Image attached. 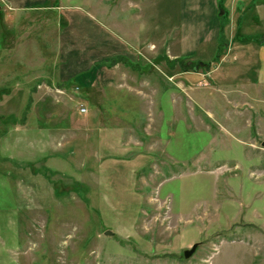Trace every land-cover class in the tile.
Wrapping results in <instances>:
<instances>
[{"label": "rangeland", "instance_id": "1", "mask_svg": "<svg viewBox=\"0 0 264 264\" xmlns=\"http://www.w3.org/2000/svg\"><path fill=\"white\" fill-rule=\"evenodd\" d=\"M261 41L264 0H0V264L259 260Z\"/></svg>", "mask_w": 264, "mask_h": 264}, {"label": "crops", "instance_id": "2", "mask_svg": "<svg viewBox=\"0 0 264 264\" xmlns=\"http://www.w3.org/2000/svg\"><path fill=\"white\" fill-rule=\"evenodd\" d=\"M64 22L68 23V20H66V21L61 20V23H64ZM262 39L263 38H261V40ZM115 40H116V42H115ZM99 44L100 43L98 42V44L95 45L91 41V44H87V48H83V50L87 49L88 50L87 53H89L90 55L92 54V56H93V53H95L97 56L101 55L104 57H109L110 60L114 59L116 57H122V58H120L122 60L123 58L126 57L124 54L125 53L124 49L126 47V44L118 38L112 40L111 43H109L107 45V48H105V49L100 50ZM83 46H85V45H81V47H83ZM66 47H67V49L70 48L68 43L66 44ZM259 48L263 49L262 54L264 56V41H261L259 43ZM155 56L157 59V60L155 59L156 63L159 62L160 60L164 59L162 56V51L159 53H156ZM170 58L173 59L172 57H170ZM120 59L118 58L115 61H113L112 63H110V61H109L106 66L102 65L101 70L96 72V76L94 73L93 76H91L89 79L83 78L84 83H86L85 85H88V88H86V90L93 88L92 85L96 84L95 82H93V80H96V79L101 80V78H103L104 81H101V82L109 83L110 82L109 80H111L112 78L105 77V76L101 77V75L104 74L103 69L104 68L106 69L108 67H110V69H111V67H115L116 64H118L119 62H122ZM83 61H84V59H79V56H76V58L72 61L71 65H70V69H68L67 72L62 71V73H59V76H60L59 79L65 83H71L70 79H73V78L79 79V75H81L85 71L84 67L86 68L89 64L92 65L94 62V60L88 61L86 59L84 64H83ZM261 61H262V64L264 65V57L262 58ZM85 64H87V65L84 66ZM174 64H176V63H174ZM176 66H177V64H176ZM91 67H89V69ZM59 68H61V66ZM62 70H64V67L62 68ZM175 72H178V66H177V70ZM173 73L174 72H169L168 75H171ZM76 86H78V85L76 84ZM78 87H80V86H78ZM255 252L256 251H212L206 257L201 256L198 260L193 261L192 264H264V251H262V255H261V258H259V260L254 259L255 258L254 256L258 255V253H255ZM211 255H212V260L210 261L209 258L211 257ZM201 261H202V263H201Z\"/></svg>", "mask_w": 264, "mask_h": 264}, {"label": "water", "instance_id": "3", "mask_svg": "<svg viewBox=\"0 0 264 264\" xmlns=\"http://www.w3.org/2000/svg\"><path fill=\"white\" fill-rule=\"evenodd\" d=\"M106 232L110 233V231H106ZM196 245H197V241L192 242V243L190 244L189 247L184 248V249L182 250V255H183V257H184V258H185V257H188V256L194 251Z\"/></svg>", "mask_w": 264, "mask_h": 264}, {"label": "built area", "instance_id": "4", "mask_svg": "<svg viewBox=\"0 0 264 264\" xmlns=\"http://www.w3.org/2000/svg\"><path fill=\"white\" fill-rule=\"evenodd\" d=\"M77 108H78V111H79L80 113H83V112L86 111V106L83 105V104H80Z\"/></svg>", "mask_w": 264, "mask_h": 264}, {"label": "trees", "instance_id": "5", "mask_svg": "<svg viewBox=\"0 0 264 264\" xmlns=\"http://www.w3.org/2000/svg\"><path fill=\"white\" fill-rule=\"evenodd\" d=\"M118 58L120 59V58H122V57H116V58H114V59H111V60H110V63H112L113 61H115V60L118 59ZM120 60H121V59H120Z\"/></svg>", "mask_w": 264, "mask_h": 264}]
</instances>
